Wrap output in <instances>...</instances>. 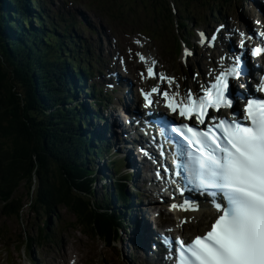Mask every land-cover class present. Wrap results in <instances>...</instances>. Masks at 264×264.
I'll return each mask as SVG.
<instances>
[{"label":"snow or ice","instance_id":"1","mask_svg":"<svg viewBox=\"0 0 264 264\" xmlns=\"http://www.w3.org/2000/svg\"><path fill=\"white\" fill-rule=\"evenodd\" d=\"M259 35L264 38V32ZM262 54L264 45L252 50L253 56ZM138 55L142 62L146 60ZM155 63L151 61L147 68L149 78L156 76ZM240 74L239 65L220 71L201 94L188 90L181 95L178 85L175 90L158 86L141 90L146 107L154 102V94H160L171 113L195 121L170 129L183 141L174 160L176 175H183L184 181L179 191L207 195L219 213L203 234L190 240L174 238L176 264H264V97L247 98L242 116L210 117V110L233 108L230 79ZM160 79L170 88L175 85L174 77L161 75ZM255 90L264 94V77ZM209 120L206 127H200ZM171 207L194 211L199 206L185 199ZM187 222L185 218L180 226Z\"/></svg>","mask_w":264,"mask_h":264},{"label":"trees","instance_id":"2","mask_svg":"<svg viewBox=\"0 0 264 264\" xmlns=\"http://www.w3.org/2000/svg\"><path fill=\"white\" fill-rule=\"evenodd\" d=\"M183 1H188L186 9L189 11L193 3L230 0ZM13 2L19 4L18 0ZM155 18L159 24H172L168 0H158ZM34 60L39 61V58L34 57ZM34 60L29 62L25 58L15 66L12 54L4 41L0 40V197L5 203L2 213L19 217V207L28 204L35 218L42 214L50 217L67 208L77 212L84 220L85 231L89 228L94 237L99 234L110 239L111 244L119 236L117 223L114 220L112 226L110 218L94 208L90 198L88 201L74 195L76 184L70 181L72 178L67 176L63 164L66 154L71 152L59 153L63 147L61 141L68 134L61 130L64 125L52 124V119L46 117L47 111L43 108L45 104L53 102V94L59 93L51 90L56 83L51 77L53 62H46L42 71L35 76L31 73ZM44 96L47 98L45 104ZM56 112L51 114L54 116ZM22 181L26 185L25 194L18 193Z\"/></svg>","mask_w":264,"mask_h":264},{"label":"rangeland","instance_id":"3","mask_svg":"<svg viewBox=\"0 0 264 264\" xmlns=\"http://www.w3.org/2000/svg\"><path fill=\"white\" fill-rule=\"evenodd\" d=\"M45 1H48V0H45ZM54 3L55 4H53L52 10L56 11L57 13H60V10H64L66 12V15H69L71 13L75 15L76 18L79 20L81 19V16L78 12V9H81L84 13L88 15L91 22L96 27H101V25L103 24L104 31L111 30V28L106 23V21L103 19V17L94 10H91L89 8H84L81 5L75 4L72 2L67 4L65 0H54ZM232 7H233V4L228 5V9H229L228 14L233 16L232 23L235 24L236 26L239 25L238 18H236L238 17L237 15L239 12L244 13L246 15H254V16L258 14L256 7L252 4L251 0H234V8L236 9ZM192 9L194 11L200 12L202 16H205V14H208L211 11V9L209 8L203 9L202 5L197 4V3L192 4ZM208 22H209V18L205 22H202L200 25H205ZM214 25H215V22H212L202 27H205V28L210 27V29H212ZM196 26L197 24L192 26L194 29L193 35H190L185 30H183L180 36L189 38L190 40L196 43V40H197V34L195 32ZM192 27L189 26L188 30L191 29ZM120 36H121L120 43L121 45H123L127 40V35L120 34ZM10 46L12 45L10 44ZM152 50H156V52L161 57L163 62H164V59H166V61L169 63L170 66L174 65L173 69L168 66H166V68H168L169 71H171L172 73L177 74V72L175 71V67L178 65V63L182 64L181 56L177 58L174 55V53H167L166 49L162 48L161 45H155V44L152 45ZM13 59H14V65L16 66L19 58L18 56H15L13 57ZM198 63L201 64L200 61H198ZM189 66L192 69H197L199 65L198 64L195 65L194 61L192 60L190 61ZM192 75L193 74L186 73L185 74L186 80L183 79L182 75H178V77L181 81H185L189 84L190 83L193 84L190 81V78H192ZM25 186H26L25 182L22 181L18 193L23 192L25 194L26 193ZM102 194H103L102 192H99V194L97 193V195L99 196L98 197L99 200L101 199ZM153 204H156L157 207L162 206L158 203H152L151 205ZM0 210H2L1 201H0ZM26 215H27L26 212H24L25 218H26ZM72 217H73L72 214H70L67 211H63L62 219H61V226L59 227V230H58V240L54 243H47L44 246V249H39L38 252L36 253L35 251H33V253L30 256L36 260H42L44 263H47L49 261H53L54 258L57 259V258H63V257L70 256L71 254L74 253V251L75 252L77 251L80 253V260L87 261V256L90 257L93 254V252H95V256H97L98 254L100 256L99 264H102L103 262H105L106 264H129V262H131L130 264H141L140 261L134 258L135 255L132 251L129 250V248L123 250V248L121 247V242L116 243L115 248H110V247L105 248L104 246L101 245V242L99 240L93 237H90V236L88 237L84 236L82 232L75 231V229L71 228L69 224ZM169 221L174 222V218H170ZM53 222L55 224V220H53ZM26 223H27L26 220H24V222L22 223L20 220L15 219V218L3 219L0 216V226L4 227L5 231L7 232V235H5L3 238H0V264H32L30 261L25 259L23 255V247H20L19 245V236L25 229ZM205 227L200 228L199 233H201L205 229ZM36 229H37V225H36ZM197 230H198V227H197ZM65 245L68 249L67 254H65L62 251V248ZM90 245H93V247L90 251H88L87 247ZM117 247L120 250L122 249L121 258H120V255L118 252L119 250ZM127 255H128V258L130 259L129 262L127 259H125ZM103 257H104V260H101Z\"/></svg>","mask_w":264,"mask_h":264},{"label":"bare ground","instance_id":"4","mask_svg":"<svg viewBox=\"0 0 264 264\" xmlns=\"http://www.w3.org/2000/svg\"><path fill=\"white\" fill-rule=\"evenodd\" d=\"M244 22H246V20H244ZM187 64H188V62H187ZM130 152H132V151H130ZM134 158L136 159V157H134ZM132 180H134V177L130 180V183H133V182H131ZM115 206L118 208H122V205H119V204H116ZM150 206H153V205H150ZM213 213H214V211L212 209H210L206 204H203V207L200 208V210L198 212L190 213V214H188V216H189V218H191L192 223H196L199 221L206 223L208 216L212 215ZM130 215L133 217L134 223L136 225L135 226L136 231L134 234L136 239L133 241L134 242L133 248L140 249L143 246L142 242L144 240L146 241L148 236L152 235L154 237L155 234H154L152 228L149 226L148 221H146L144 218H140L141 214L139 212V208H133L132 212L128 216H130ZM175 215L180 216V214H175ZM178 231L185 232L186 234L190 233V235L198 233V232H195V233L191 234L192 227L187 228L185 226H183L182 228H179ZM118 250H119V248H118ZM125 259L128 260V258H125ZM128 262H129V260H128Z\"/></svg>","mask_w":264,"mask_h":264}]
</instances>
